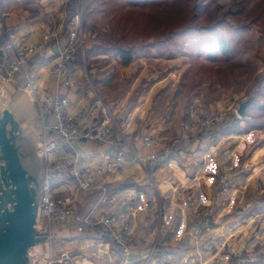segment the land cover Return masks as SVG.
<instances>
[{
	"label": "crops",
	"instance_id": "1",
	"mask_svg": "<svg viewBox=\"0 0 264 264\" xmlns=\"http://www.w3.org/2000/svg\"><path fill=\"white\" fill-rule=\"evenodd\" d=\"M68 2L0 0V27L11 26L22 44L38 43L45 33L58 31V39L49 41L44 50L29 57V69L36 79L38 93L44 96L57 92L67 96L71 112L89 113L95 124L102 117L100 108L92 104L95 93L84 85L73 90L51 73L68 36ZM88 52L87 57H93L95 63L85 67L80 55L68 70L70 77L74 81L84 80L86 76L96 77L95 88L101 94L109 92V86L119 85L114 93L120 90L117 95L127 94V97L122 105L113 102L109 108L116 112L120 105L122 115L128 111L136 112L135 120H131L126 129L124 127L134 139L136 149L141 155L162 149L170 136V126L163 123L164 117L151 120L160 105L153 103L156 93L152 99L148 95L150 91L162 89V79L154 77L153 84L148 81L142 95L137 94L136 101L129 102L132 92L128 94L127 78L118 76L123 74L124 68H115L119 73L112 75L109 65H103L106 59L102 58L113 53L95 44ZM1 91V104L26 116L28 110L30 120L38 118L37 102L25 89L21 75L6 83ZM25 102H28L27 107ZM255 104L247 108L234 128L229 127L226 132L212 137L193 139L177 158L155 163H127L99 177V187L91 192L77 190L73 178L68 175L55 181V195H71L80 214L109 213L115 216V225L125 232L131 243L128 257H124L109 239L89 232V236L82 237L64 222H55L54 228L67 230L68 238L42 243L36 250L34 247L33 252L50 249L57 257L68 251L69 264H264V130L244 118ZM144 108L147 110L138 127V117ZM146 133L152 134L154 139V144L148 148L143 142ZM50 134L56 143L52 158L77 155L81 167H96L102 163L108 143L86 139L67 141ZM114 142L121 144L122 134L118 133ZM223 171L229 172L233 181L230 189L219 195L216 180ZM209 204L216 206L213 229L204 241H196L190 233L195 212ZM167 236L169 247L165 251L162 242ZM248 252H255L256 258L234 263L236 256Z\"/></svg>",
	"mask_w": 264,
	"mask_h": 264
},
{
	"label": "built area",
	"instance_id": "2",
	"mask_svg": "<svg viewBox=\"0 0 264 264\" xmlns=\"http://www.w3.org/2000/svg\"><path fill=\"white\" fill-rule=\"evenodd\" d=\"M82 8L83 3L80 0L70 3L67 11L69 16L67 21L68 36L62 43L58 59L51 69L52 75L64 85H73L67 78V72L77 57V42L82 30ZM55 35L54 31L45 33L43 40L38 43L22 44L12 27L7 25L0 27V86L3 87L12 81L16 75H21L25 89L34 97L38 105V121L41 125V132L38 136V154L42 158L44 177L37 231L41 227L42 233L38 232L39 234L51 235L54 223L64 222L77 234L89 232L97 235V237L109 239L118 247L124 257H128L131 253V243L125 232L115 225L114 215L109 213H101L97 216L91 213L80 214L75 208L73 197L69 194L55 195L53 184L57 179L68 175L73 178L77 190L91 192L99 187V177L120 169L127 163H155L177 158L178 153L170 147H163L160 151L156 150V152L152 151L141 155L136 147L125 139L120 126L118 127L119 130L115 129L114 121L103 118L93 125H88L85 117L71 112V103L67 96L52 92L40 98L37 94L36 79L28 70V59L37 51L44 50L46 44ZM95 103L98 106H104L100 101ZM232 111L234 115L237 114V107ZM102 112L106 113L105 109ZM217 118H213L210 123L204 121L201 123L202 127L211 128L223 119V117ZM47 133L58 135L67 141L86 139L99 144L108 143L102 156V163L96 167H81L78 165L79 157L77 155L52 158L56 143L51 140ZM118 133L122 134L123 142L121 144L114 142ZM153 144L151 137L144 136L146 148ZM232 181L233 178L229 172L223 171L218 174L216 191L219 195L225 194L230 189ZM215 211V204H209L198 208L195 212L190 233L196 241H204L213 229ZM162 244L165 251H168V236ZM165 251L163 254H166ZM255 258V252H248L236 256L234 263H244ZM31 264H69V252L63 251L57 257L52 254L50 249L37 253L33 252Z\"/></svg>",
	"mask_w": 264,
	"mask_h": 264
},
{
	"label": "rangeland",
	"instance_id": "3",
	"mask_svg": "<svg viewBox=\"0 0 264 264\" xmlns=\"http://www.w3.org/2000/svg\"><path fill=\"white\" fill-rule=\"evenodd\" d=\"M73 1L77 0H69L68 7ZM80 1L83 3V8L81 11L82 30L77 42V57L75 60H77V58L81 55L83 65L85 67H87L89 64L91 65L92 63H95L93 57H91L90 59L89 57H87V55H90V51L88 52V48L94 44L102 50H110L109 52L113 54L108 56V58H102L103 60L106 59V62L103 63V65H109L108 70L110 73H112V75H118L119 73H117L115 68H124V71L122 72L123 74L118 76L124 77V79L127 78L126 83L128 94L132 92L130 94L131 99L129 100V102L136 101L137 94H139V96L142 95L143 89L147 86L148 81L149 83H151L154 77L161 78L162 89L152 93L150 91L148 95H150L149 99H152L153 95L156 93L153 103L154 105L156 103H159L160 105V108L156 109L155 114L152 116L151 120L164 117L163 123L170 126L171 133L168 137L167 142H165L164 147H170L171 149L176 151V153H181L182 150L188 147V143L197 138L198 133L203 134L205 137H210L207 135L212 130H216L223 121L234 116L232 110L238 107L239 103L249 97V95H255L254 93H256L257 95L255 96V98L257 97V101H255L254 99L255 103L257 104L254 103L256 106L252 107V111L248 114L247 117L244 118L251 125L260 126V128H262L261 130H264V86L254 88V76L245 75L235 80H220L214 76L210 82H207V76L200 72L198 66L197 68L194 66L195 59L193 60L190 57L192 49L196 48L194 47L193 43L204 37L206 35L205 32L195 31L192 35L188 33L186 35L176 34L174 39L165 40V37L159 34L160 32L152 31L149 35L144 30V28H141L142 26H139V30L134 28L126 30L120 28L116 21H111L107 26L99 29L98 25L95 23V20L97 19L96 17L99 15L94 11L95 0ZM215 1L218 4H227L230 0ZM68 7L66 9V14L68 11ZM164 8L165 6L163 5L159 7L154 6L152 7V11L160 12L163 11ZM68 18L69 16L67 14V21ZM254 27L252 28L254 29ZM53 31L56 34L53 39H58L57 30H50L47 33ZM53 39H51L50 41H52ZM163 39L165 40L167 45H173L172 47L167 48L173 49V57H169V54L166 53V50L163 51L162 48H160L164 44ZM148 44L151 45H149L148 47ZM116 46L132 49V60L130 63H121L120 57L115 53V51H113V48ZM199 49L202 51L201 54L205 60H210L208 58L211 56L212 58L213 56H220L216 43H213V45L211 46L212 55L209 57H205L207 53L205 44L203 42L200 45ZM251 53L252 52L248 53L247 55L252 57L253 53ZM98 63L100 65V62ZM206 64L209 63H207L206 61ZM219 64L222 63L218 62V64L215 65ZM28 70L31 73L29 69V59ZM147 73L151 76L150 79H148ZM17 76L18 75H16L14 79H16ZM67 78H69L73 85L65 86H68L75 90L79 86L84 85L86 87H89V89L92 90V93H95L92 104L97 107L98 105H96L97 103L95 102L100 101V103L104 106L101 107L100 105L98 107L102 111L103 109H105L106 112L104 113L101 111L102 117L98 120V122L103 118L109 121H114V124L117 126H115V129L119 130L118 127L120 126L125 139L134 146V139L132 138V136L130 137L129 132H127L128 134L125 132L127 131L125 129L130 121H133L134 117L136 116V112L135 114H132V111H128L124 115L120 114L121 109L119 107L125 101L127 94L117 95L120 90H117V92L114 93L115 90L119 88V85L115 88L109 86L107 88V91L109 92H107L106 94L105 92L101 94L100 91L97 92L95 88V84L98 82L96 77L94 78L91 76H86L84 80L74 81L70 77L69 72H67ZM151 84H153V82ZM1 88L2 87H0V92H3L1 91ZM37 94L40 98H43L45 96H40V94L38 93V88ZM0 97H2L1 94ZM31 97L34 100V97L32 95ZM113 102H120V105L116 112H112V110H110L109 108V105ZM26 104H28V102H25V107H27ZM131 105L132 104H130V107ZM146 110L147 108H144L142 110V115L138 117V127L141 126V121ZM26 111L29 125L34 127L35 130H41V125L39 124L38 118L36 119V117H33L30 120L29 111ZM78 115L85 117L88 125L94 124L92 123L91 114L89 115V113L84 112L83 114L79 113ZM235 115L240 118L243 117L239 116L238 114ZM217 117H223V119L220 122L215 123L211 128L205 129L202 127L201 123H203L204 121H209L210 123L213 118L216 119ZM231 127L234 128L233 126ZM47 135L50 136L51 134L47 133ZM144 136H149L151 137V139H153L152 134L150 133H146L144 134ZM38 232L42 233L41 227H39ZM38 245L35 246V250L37 249L36 247Z\"/></svg>",
	"mask_w": 264,
	"mask_h": 264
},
{
	"label": "trees",
	"instance_id": "4",
	"mask_svg": "<svg viewBox=\"0 0 264 264\" xmlns=\"http://www.w3.org/2000/svg\"><path fill=\"white\" fill-rule=\"evenodd\" d=\"M161 5L165 6L163 11H152V7ZM94 11L99 14L95 20L99 29L116 21L122 29L139 30L142 26L149 35L152 31L160 32L165 40L174 39L176 34L205 32L204 37L193 43L196 48L192 49L190 57L195 59L194 66L207 76V82L214 76L220 80H235L249 75L254 76V88L264 86V0H230L227 4H218L215 0H95ZM165 40L160 48L173 57V49H167L173 45H167ZM202 42L207 53L205 57L212 55L213 43L220 56L205 60L199 49ZM113 51L122 64L131 62V48L116 46ZM250 52L252 57L247 55ZM218 62L222 64L215 65ZM240 120L234 115L207 136L224 133L229 127L237 126ZM201 137L205 136L198 133L197 138ZM89 235L88 232L80 234L82 237Z\"/></svg>",
	"mask_w": 264,
	"mask_h": 264
},
{
	"label": "water",
	"instance_id": "5",
	"mask_svg": "<svg viewBox=\"0 0 264 264\" xmlns=\"http://www.w3.org/2000/svg\"><path fill=\"white\" fill-rule=\"evenodd\" d=\"M254 99L242 100L237 114L243 116ZM40 132L25 113L0 103V264H31L36 245L68 238L65 229L37 231L44 177Z\"/></svg>",
	"mask_w": 264,
	"mask_h": 264
}]
</instances>
